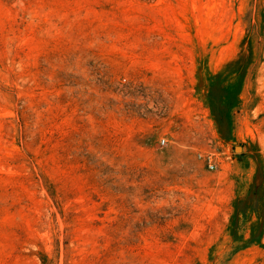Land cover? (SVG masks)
<instances>
[{
	"label": "rangeland",
	"instance_id": "rangeland-1",
	"mask_svg": "<svg viewBox=\"0 0 264 264\" xmlns=\"http://www.w3.org/2000/svg\"><path fill=\"white\" fill-rule=\"evenodd\" d=\"M0 264H264V0H0Z\"/></svg>",
	"mask_w": 264,
	"mask_h": 264
},
{
	"label": "built area",
	"instance_id": "built-area-1",
	"mask_svg": "<svg viewBox=\"0 0 264 264\" xmlns=\"http://www.w3.org/2000/svg\"><path fill=\"white\" fill-rule=\"evenodd\" d=\"M162 143H164V140L162 141ZM207 165H208V168L210 170H213L214 169V166H213L210 158L207 159Z\"/></svg>",
	"mask_w": 264,
	"mask_h": 264
},
{
	"label": "water",
	"instance_id": "water-1",
	"mask_svg": "<svg viewBox=\"0 0 264 264\" xmlns=\"http://www.w3.org/2000/svg\"><path fill=\"white\" fill-rule=\"evenodd\" d=\"M240 150V148L238 147V148H236V151H239Z\"/></svg>",
	"mask_w": 264,
	"mask_h": 264
}]
</instances>
